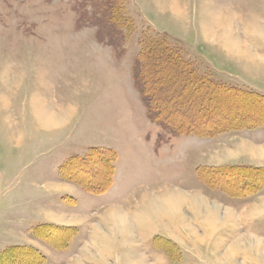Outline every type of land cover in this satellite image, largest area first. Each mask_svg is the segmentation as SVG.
<instances>
[{
  "label": "rangeland",
  "instance_id": "obj_1",
  "mask_svg": "<svg viewBox=\"0 0 264 264\" xmlns=\"http://www.w3.org/2000/svg\"><path fill=\"white\" fill-rule=\"evenodd\" d=\"M141 63L169 119L263 124L173 137L147 118ZM243 90L264 96V0H0V256L23 248L0 264H264V111ZM102 150L116 183L88 194Z\"/></svg>",
  "mask_w": 264,
  "mask_h": 264
},
{
  "label": "trees",
  "instance_id": "obj_2",
  "mask_svg": "<svg viewBox=\"0 0 264 264\" xmlns=\"http://www.w3.org/2000/svg\"><path fill=\"white\" fill-rule=\"evenodd\" d=\"M120 7H121L120 10H118V8L114 9L113 12H112V15H113V18L115 19L114 21L121 28V35H125V32H124L123 29L126 28L128 30H130V29L132 30L133 23L131 22L130 17H128L124 13L125 9L123 8V6L121 5ZM117 18H118V20H116ZM147 42H149V44L146 47V49L151 46L152 42L154 44L157 43V42L158 43L159 42L164 43V40H160L159 38H156V39L151 38V39H147ZM147 53H149V51H145L144 54H147ZM170 53L171 54H169V55H171L175 59L179 60V56H176L178 53L175 54L174 52L172 53V51ZM141 54H139V55L141 56ZM140 56H139V60L142 59V56L141 57ZM143 64L144 63H141L142 66L139 64V69L138 68L135 69L137 73L134 71L135 86L138 89V91L140 92L141 98H142L145 106L147 107V114H148L149 118L152 121L157 122L160 125H162L165 130H169L172 134H174V135L195 134V135H199V136H213V135H216L218 133L225 132L230 127H234V128L256 127L258 125H262L263 124V122L259 123V124H250V123L244 124V123H242L241 125H238V124L233 125V124L230 123V124H227L228 126H223V124L221 125L219 123L218 124L204 125V124H200V123H194V122H192L190 120H187V121H184V122L171 120L167 116L162 114L163 111H162L161 101L156 96H154V93H153L154 87L150 86V83H149V80L151 78L150 73H148V70H144L142 68ZM178 66H179L178 64H175V68L178 67ZM181 66L182 67H180V66L179 67H180V69L183 72H185V70H187L191 74H195L194 70H192V69H190V68H188V67H186L184 65H181ZM143 71H144L145 74L143 73L144 79L142 80L141 79V73ZM185 73L187 75H189L187 72H185ZM189 77L194 82L196 81V83L203 82L204 84H209L211 86H214L215 88L219 87L218 90H223V91L226 90V91H228V93L231 90L239 91V92L241 91V90H239L238 88H235V87H223V86H220L218 83L214 82L213 80H211L210 78H207L205 76H201V77L197 78L194 75H192V76L189 75ZM243 91H245L246 93L243 92ZM243 91L241 93H243L244 95L249 93V94H253V95L259 96L260 100H261L260 101L261 104H264V96L263 95L258 94L257 92H254V91H249V90L248 91L247 90H243ZM200 92L202 93L204 91L201 90ZM201 93H198V94H201ZM205 94H206L205 95L206 97L211 98L209 95H207V93H205ZM255 100L259 101L257 98ZM262 100H263V102H262ZM259 108H261V107H258V110H259ZM260 111L263 112L264 108H261ZM263 113H261V114H263ZM102 151H104L102 153H106L107 152V150H102ZM115 157H116L115 153L112 152L111 160H114ZM109 160H110V158H109ZM72 163H74V164H82V165H86V163H87V165L88 164L95 165L93 163V161L91 159H89V157H87V158H77V159H75L74 162L69 161L65 165L62 166L61 171L63 172V174H65L64 172H68L70 170V167H71ZM83 169H85V167ZM208 169H213V167H203V168H199L198 169L199 176H200V178L202 180H204V177H206V174H208ZM77 170H78V172L80 171L79 173H83L82 169L79 168ZM89 171H91V169ZM69 174H70V178H73V180H74V177H75L74 175L75 174H71V173H69ZM80 177L83 178L84 181L87 182V178H84L82 175H80ZM98 181H101V180L98 179L97 181H95L94 184H92V186H90L89 184L87 185L86 183L84 184V186H86L90 192L100 194V193L104 192L110 186V184L112 182V173L108 177V179H106L105 181H101V182H98ZM247 183L248 182L244 181L243 182V187H244V184L246 186ZM249 183L251 184L252 182H249ZM253 184L254 183H252L251 185H253ZM13 249H15L17 251L18 250L20 251L23 248L22 247H20V248L19 247H10L9 249H7L4 252H2V254L0 256V259L5 257L6 255L10 254L11 250H13ZM29 250L31 252H33L34 254H37V256L39 257L40 260H41V257H44L42 255V253L40 251H38L37 249H35V248L29 247Z\"/></svg>",
  "mask_w": 264,
  "mask_h": 264
},
{
  "label": "crops",
  "instance_id": "obj_3",
  "mask_svg": "<svg viewBox=\"0 0 264 264\" xmlns=\"http://www.w3.org/2000/svg\"><path fill=\"white\" fill-rule=\"evenodd\" d=\"M152 124H154L153 122H151ZM247 128H253V127H247ZM223 133H225V132H221V133H218V134H216V135H220V134H223ZM216 135H213V136H200V137H207V138H211V139H213V137H215ZM251 135H254V134H251ZM197 136H199V135H197ZM216 137H218V136H216ZM115 148V147H114ZM108 153H110V155H112L111 153V151L110 150H107V152L106 153H104L105 155L106 154H108ZM114 153H115V159L114 160H111V158H110V160H109V164H108V168H107V171L109 172V176L111 175V173H112V182H111V184H110V186L104 191V192H102V193H100L101 195H103V194H106V193H108L112 188H113V186L115 185V183H116V177H117V175H118V172H119V168H118V160H119V155H118V152H117V150H115L114 151ZM95 164H97L96 162H94ZM199 169V166H198V168H197V170ZM196 170V171H197ZM108 179V178H107ZM200 180V179H199ZM201 181V180H200ZM202 182V181H201ZM120 183V186H121V182H119ZM102 185V184H101ZM85 192L86 193H88V194H94L93 192H90V191H86L85 190ZM100 194H98V195H100Z\"/></svg>",
  "mask_w": 264,
  "mask_h": 264
},
{
  "label": "bare ground",
  "instance_id": "obj_4",
  "mask_svg": "<svg viewBox=\"0 0 264 264\" xmlns=\"http://www.w3.org/2000/svg\"><path fill=\"white\" fill-rule=\"evenodd\" d=\"M256 104H257V103H256ZM258 107L264 108V104H261V103L259 102V103H258ZM186 114H187V113H186ZM185 117H186V116H185ZM263 117H264V113L261 114V115L258 117V119H259V118H263ZM194 118H195V117H194ZM194 118H193V119H194ZM191 120H192V119H191ZM197 120H200V118L197 119ZM220 122H222V121H220ZM223 122H224V123H229V122H232V120H231L230 117H229V118H228V117H227V118L224 117Z\"/></svg>",
  "mask_w": 264,
  "mask_h": 264
}]
</instances>
